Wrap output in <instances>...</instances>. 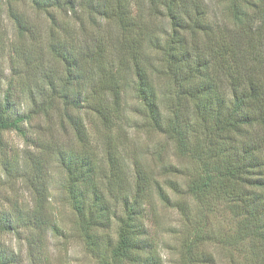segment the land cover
Wrapping results in <instances>:
<instances>
[{"label":"trees","instance_id":"obj_1","mask_svg":"<svg viewBox=\"0 0 264 264\" xmlns=\"http://www.w3.org/2000/svg\"><path fill=\"white\" fill-rule=\"evenodd\" d=\"M11 1H30L37 12H44L63 30L67 26L56 21L52 10H63L65 16L74 18L79 15L77 0ZM106 1L87 3L90 13L110 22L116 34L122 31V37L117 35L113 43L123 49L128 25L123 15L107 14L102 8ZM144 2L148 14L162 17L159 25L163 32L152 46L157 65L142 50L132 55L134 95L146 128L166 137L176 155L197 161L199 169L185 177L177 166L160 162L159 173H155L134 160L131 182L129 167L110 141L96 151L98 156L94 152L73 157L59 150L58 164L66 177L64 188L84 246L97 264H163L158 248L147 239L143 222L147 205L150 216L156 217V200L178 215V264H209L212 257L203 247L210 241L225 244L228 240L232 246L248 245V264H264V0H228V25L209 19L204 0ZM10 16L17 28L25 26L24 19L13 12ZM80 30L85 34L84 28ZM78 35L72 28L63 38H54L50 50L62 62L64 78L31 77L33 111L14 118L8 111V96L0 100V132L17 129L33 112L48 114L53 110L57 114L67 105L78 110L88 96L93 97L91 105L98 104V108L90 109L102 118L105 128L111 127L107 112L110 101L94 90L95 73L89 74L88 96L84 90L76 97L68 91L80 86L81 68L88 63L85 48L75 44ZM149 66L166 83L159 93L147 72ZM60 81L63 84L57 90L55 83ZM98 84L103 86L104 82ZM115 87L119 88L116 82ZM110 95L118 107L121 92L115 90ZM69 121L90 149L83 123L72 118ZM30 163L40 174L38 162ZM45 194L42 183H34L31 203H0V237L14 234L20 238L22 231H28L29 235L22 238L28 248V262L33 258L37 236H42L41 243L37 240L42 249L47 248L49 237L62 238L65 233L55 218L46 215ZM221 206L236 221L232 238L204 227L207 213ZM113 227L115 237L105 236ZM0 264H24V260L13 247L0 241Z\"/></svg>","mask_w":264,"mask_h":264},{"label":"rangeland","instance_id":"obj_2","mask_svg":"<svg viewBox=\"0 0 264 264\" xmlns=\"http://www.w3.org/2000/svg\"><path fill=\"white\" fill-rule=\"evenodd\" d=\"M77 1H79L77 18L73 15L65 16L64 11L60 9L52 10L56 21H64L67 26L63 30L58 22L53 25L44 12H37L30 1L0 0V100L8 96V111L12 117L23 116L35 108L33 101L30 100L31 93L35 91L31 83L32 76L48 75L49 79L52 78L54 81L64 78L62 62L54 56L50 47L55 42V37L63 38L67 34V29L70 31L72 28L80 37L75 44L81 45V49L85 48L88 63L81 68L80 86L69 88V93L76 97L84 90V95L88 96V92L91 91L89 74L95 73L94 90L110 101L107 110L108 118L111 120L109 128H105L101 123L102 118L90 109L91 106L98 108V104L91 105L93 97L88 96L87 101L85 100L78 110L72 105H67L65 111L60 108L57 114L53 110H49L48 114L41 111L33 112L17 129L0 132V203L6 202L11 205L31 203V187L34 183L41 182L46 188V215L55 218L65 232L62 238L49 237L47 248L43 246L42 249L37 246L39 244L37 240L41 243L42 236H37L32 249L33 258L29 262L28 248L22 239L29 235L28 231H22L20 238L14 234L0 237L1 242L10 245L22 255L24 264H33V260L35 264H97L84 246L79 229L75 225L77 218L72 212L64 188L66 177L58 164L59 150H64L73 157L94 152L98 156L100 148L105 146V142L110 141L117 155L122 157L129 167L131 182L134 160L142 163L146 170H153L155 173H159L160 162L162 165L177 166L185 177L199 169L197 161L176 155L173 143L166 137L146 128L140 104L134 95L136 76L132 67V55L142 50L150 60H153L152 63L157 65L155 49L152 46L157 39L162 38L163 27L159 25L162 23V17L148 14L144 0H107L103 3L102 8L108 15L111 13L116 17L119 15L125 17L128 40L121 49L113 43V38L117 35L122 37V31L116 34V29L110 22L90 13L91 8L87 3L89 0ZM204 1L208 5L209 19L218 24L231 23L226 10L228 0ZM10 12L24 19L22 22L25 21V26L17 28ZM81 27L85 29L86 35L81 32ZM99 65L102 68L101 74ZM147 72L159 93L166 84L164 79L161 74L154 73L150 66ZM106 74L109 76L105 77ZM100 81L104 82L103 86H98ZM115 82L119 88L115 87ZM62 84L61 81L55 83L59 87L57 90ZM115 90L121 92L118 107L110 95ZM103 104L108 103L104 101ZM70 118L83 123L91 145L90 149L70 127ZM97 150L99 151L96 152ZM102 154L101 151L100 156ZM31 160L38 162L40 174L34 172ZM155 202L156 217L150 216V209L145 204L148 211L143 222L147 229V239L158 248L163 264H178L177 241L180 234L178 215L174 210L163 208L158 201L155 200L153 203ZM205 217L204 227L207 226V229L213 230L218 236L224 234L232 238L235 234L236 221L222 206L207 213ZM114 231L113 227L105 236L114 238ZM32 234L35 236V233ZM230 242L231 240H228L223 244L210 241L203 247L212 257L213 261L209 264H248V245L243 243L232 246Z\"/></svg>","mask_w":264,"mask_h":264}]
</instances>
